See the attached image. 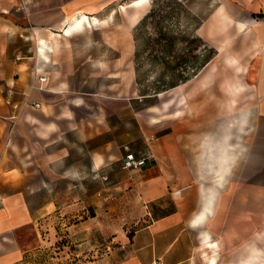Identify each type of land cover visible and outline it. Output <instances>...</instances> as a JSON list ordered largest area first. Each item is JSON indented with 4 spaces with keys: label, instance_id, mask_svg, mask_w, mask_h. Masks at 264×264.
Masks as SVG:
<instances>
[{
    "label": "crops",
    "instance_id": "0c3cea01",
    "mask_svg": "<svg viewBox=\"0 0 264 264\" xmlns=\"http://www.w3.org/2000/svg\"><path fill=\"white\" fill-rule=\"evenodd\" d=\"M96 1L36 0L30 32L5 18L15 0H0V264L19 262L54 214L104 213L97 196L107 192L118 208L135 197L146 211L145 224L120 237L117 264H264V235L234 234L232 214L234 204L264 211V0H184L209 8L195 36L214 56L173 88L167 111L176 98L182 108L153 129L133 109L138 124L128 129L127 98L104 81L111 61L80 66L72 53L91 45L64 42ZM13 86L16 103L42 105L24 107L15 123L6 104ZM127 145L152 155L142 170L123 169ZM240 180L245 193L234 192Z\"/></svg>",
    "mask_w": 264,
    "mask_h": 264
},
{
    "label": "rangeland",
    "instance_id": "374dc122",
    "mask_svg": "<svg viewBox=\"0 0 264 264\" xmlns=\"http://www.w3.org/2000/svg\"><path fill=\"white\" fill-rule=\"evenodd\" d=\"M35 1L24 5L21 0H15L12 15L5 18L14 24L26 25L25 28L31 32L35 26L29 20L28 7ZM137 1L97 0L91 8L84 10L93 13V20L88 18L90 25L80 26V30L70 39L65 38L64 42L91 45L88 49L79 48L72 53L80 66V62L87 58L93 59L96 65L98 61H111L109 75L104 81L111 86V96H126L128 129L138 124L134 112L147 128L153 129V120L168 119L169 114H177V110L182 108V100L176 98L172 110L167 111L171 93L175 92L174 86L181 80L197 76L205 60L214 56L209 50L204 53L202 44L195 36V28L209 8L203 6L198 10L196 6L190 9L184 0H147L143 8L134 4ZM137 12L138 15H135ZM30 39L34 41V38ZM31 43L24 42L25 45ZM121 45H124L125 51H119ZM98 71L95 68L96 75ZM119 84L120 90L114 86ZM132 109L134 112H131ZM227 120L233 123L234 117L226 118L223 122ZM235 133L234 130V137ZM127 147L133 152L127 145L126 154ZM141 152L144 151L133 153ZM240 153L241 150L237 154ZM241 154L234 164L235 171H239L242 165ZM234 187V192L245 193L246 181L234 182ZM103 197L104 213H95L89 207L88 212L64 210L54 214L38 228L36 243L15 264H117L120 237L124 236V231L130 234L144 225L146 211L135 197L128 199L125 208H118L117 195L112 192L97 196L99 199ZM106 197L109 199L105 200ZM64 199V204L74 200L72 197ZM252 207L234 204V234L247 235L254 231V235H264V211L260 210L263 205Z\"/></svg>",
    "mask_w": 264,
    "mask_h": 264
},
{
    "label": "built area",
    "instance_id": "2783aa9c",
    "mask_svg": "<svg viewBox=\"0 0 264 264\" xmlns=\"http://www.w3.org/2000/svg\"><path fill=\"white\" fill-rule=\"evenodd\" d=\"M183 1V0H181ZM25 5V4H24ZM263 11H264V2L262 3ZM41 83H45L47 79L45 77L40 78ZM17 93L15 86L11 87L7 92V98H6V104L10 106L13 110V115L10 117L12 122H16L20 114L22 112V109L24 107L28 106H34L36 109H41L42 105L39 103H30V101L26 100L23 103H16L13 101V96ZM127 154L123 160V169L136 172L142 170L144 167L147 166L148 162L152 159V155L147 152H141L140 154H135L129 150V148H126ZM104 181H108V178L105 177L103 179ZM101 196V195H99ZM109 198L106 197L105 200H108ZM158 264V263H156Z\"/></svg>",
    "mask_w": 264,
    "mask_h": 264
},
{
    "label": "bare ground",
    "instance_id": "6f19581e",
    "mask_svg": "<svg viewBox=\"0 0 264 264\" xmlns=\"http://www.w3.org/2000/svg\"><path fill=\"white\" fill-rule=\"evenodd\" d=\"M147 2V0H138L136 3H134L137 7H141V6H143L145 3ZM147 5V4H146ZM143 8H144V6H143ZM136 9V8H135ZM135 15H138V12L135 14ZM94 21L96 22L97 20L96 19H94ZM85 22H87L89 25H90V20L88 19V17H85V16H83L82 18H79V19H76L75 21H74V24H72L71 25V27L69 28V29H67L66 30V35L67 36H69V35H72L71 33H72V29L74 28V29H78L80 26H82L83 25V23H85ZM73 23V22H72ZM44 44H45V42H43ZM222 156H223V158H222V164H221V166H222V169L220 170V172L221 171H225V170H227L226 168H227V166H226V164H225V161H226V157L225 156H227L226 155V152L225 151H223V153H222ZM220 169V168H219Z\"/></svg>",
    "mask_w": 264,
    "mask_h": 264
},
{
    "label": "trees",
    "instance_id": "16d2710c",
    "mask_svg": "<svg viewBox=\"0 0 264 264\" xmlns=\"http://www.w3.org/2000/svg\"><path fill=\"white\" fill-rule=\"evenodd\" d=\"M175 87V86H174Z\"/></svg>",
    "mask_w": 264,
    "mask_h": 264
}]
</instances>
